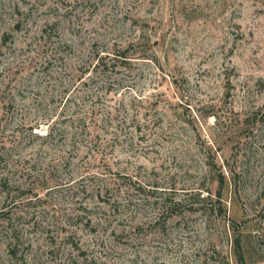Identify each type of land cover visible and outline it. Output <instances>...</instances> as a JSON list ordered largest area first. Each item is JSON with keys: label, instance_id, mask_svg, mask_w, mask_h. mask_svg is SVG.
Wrapping results in <instances>:
<instances>
[{"label": "rangeland", "instance_id": "1", "mask_svg": "<svg viewBox=\"0 0 264 264\" xmlns=\"http://www.w3.org/2000/svg\"><path fill=\"white\" fill-rule=\"evenodd\" d=\"M0 264H264V0H0Z\"/></svg>", "mask_w": 264, "mask_h": 264}]
</instances>
